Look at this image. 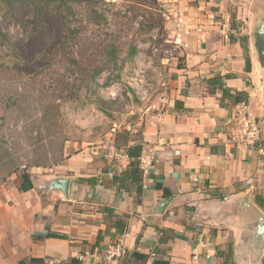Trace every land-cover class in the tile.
<instances>
[{"label":"crops","instance_id":"crops-1","mask_svg":"<svg viewBox=\"0 0 264 264\" xmlns=\"http://www.w3.org/2000/svg\"><path fill=\"white\" fill-rule=\"evenodd\" d=\"M179 7L193 31L181 49L183 68L169 97L142 113L141 138L129 144L157 155L141 192L113 181L128 169L126 151H65V173L32 179L34 189L17 206L0 196V264H136L106 258L119 243L147 255L145 264H264V207L257 202L264 197V135L256 147L228 146L236 105L221 102L222 92L208 83L219 77L230 93H247L264 127V0H180ZM59 178L71 181L68 198L44 190ZM47 232L66 238H42Z\"/></svg>","mask_w":264,"mask_h":264},{"label":"rangeland","instance_id":"rangeland-1","mask_svg":"<svg viewBox=\"0 0 264 264\" xmlns=\"http://www.w3.org/2000/svg\"><path fill=\"white\" fill-rule=\"evenodd\" d=\"M164 1H98L106 22L89 14L84 20L72 17V25L82 30L67 40L69 47L81 53L83 46L93 57L92 66L107 59V43L115 41L118 47L117 67L107 65L96 84L82 88L77 98L76 69L59 49L58 57L46 59L40 39L15 59V51L0 48L1 197L17 206V197L25 195L23 173H32L36 183L43 175L65 173V151L107 154L124 151L127 140L141 138L142 113L163 94L169 97L183 55L184 48L173 44V21ZM19 13L31 18L28 9ZM0 21L21 49L28 41L21 27L11 18ZM52 26L64 28L63 19Z\"/></svg>","mask_w":264,"mask_h":264},{"label":"trees","instance_id":"trees-1","mask_svg":"<svg viewBox=\"0 0 264 264\" xmlns=\"http://www.w3.org/2000/svg\"><path fill=\"white\" fill-rule=\"evenodd\" d=\"M98 1L105 0H0V19H13L14 22L19 25L27 37V43L20 49H16L14 43L11 42L9 33L3 30L0 21V48L5 52L8 50H13L16 53L13 54V58L19 59V53L22 55L24 48L29 46L31 43H38L41 39L45 48L43 57L46 59H54L58 57V49L62 52L63 58H68L72 67H75L76 71H72L78 79L77 93H75L76 98L81 92V89H89L92 85L96 84V80L101 76L102 72L105 70L107 65H115L117 67L118 62V47L114 43L115 41H110L107 43L106 58L98 64L92 66L93 57L91 54L87 53L85 48L81 47L80 51L75 53L67 40H70L76 36H79L80 27H74L71 23L73 16L77 17V20H84L85 15L89 14V18L95 19L97 22L105 21L106 19L98 11ZM22 9H28L30 11L31 18L26 19L20 17L19 11ZM80 9L85 10L84 13L78 11ZM77 10V11H76ZM87 11V12H86ZM83 13V14H82ZM63 19L64 28H56L52 26L54 20ZM80 24V23H78ZM82 28V27H81ZM77 39V37H76ZM75 39V40H76ZM74 40V41H75ZM247 39L244 38L241 41V45L246 48ZM131 55L134 54V50L130 52ZM183 55L179 57V69L183 68ZM247 72L251 70V62L247 59L246 65ZM208 83H214L217 85L219 90L222 92L221 102L226 99L232 100L234 105L241 103H248V94L245 92H236L234 94L230 93L225 87L221 78L216 77L209 80ZM176 109H184V104L180 101L175 102ZM137 141L134 139H129L126 141L124 151H126L130 163L128 169L122 173L121 177H114L113 181L117 185L118 189L129 187V185H135L137 192L140 193L142 190L143 183V168L139 162V158L142 155L143 147L140 144L129 145L130 142ZM23 183L21 185L24 192H28L34 189V184L32 181V173L22 174ZM93 182L92 179L79 182ZM257 202L260 206L264 207V197L259 196ZM108 212L107 207L105 208ZM44 239H65L64 235L57 233L47 232L45 235L41 236ZM232 256V249L230 251ZM126 257H132L135 259L136 264H145L148 260L147 255H141L138 253L127 252ZM43 259L32 258L29 261H22L20 264H44ZM72 264H79L77 260H72Z\"/></svg>","mask_w":264,"mask_h":264},{"label":"built area","instance_id":"built-area-1","mask_svg":"<svg viewBox=\"0 0 264 264\" xmlns=\"http://www.w3.org/2000/svg\"><path fill=\"white\" fill-rule=\"evenodd\" d=\"M180 0H166L168 7V19L173 21V44L178 48H187V37L191 36L192 29L188 26L187 21L179 7ZM226 39L228 35L224 33ZM264 135V127L258 123L257 119L252 116L247 103L236 105L228 121L226 144L228 146H246L256 147L261 145ZM156 152L150 151L139 158L143 168V175L150 174V170L156 161ZM127 255V251L122 244H116L107 251L106 258L109 260H120ZM194 259L198 257L195 255Z\"/></svg>","mask_w":264,"mask_h":264},{"label":"water","instance_id":"water-1","mask_svg":"<svg viewBox=\"0 0 264 264\" xmlns=\"http://www.w3.org/2000/svg\"><path fill=\"white\" fill-rule=\"evenodd\" d=\"M260 34L264 37V27L260 29ZM260 54L262 59L264 60V43L261 46ZM70 184L71 181L69 179L59 178L55 179L51 182H47L44 186V190H50V191H58L61 192L66 198L69 196V190H70ZM264 231V224L259 227V234L262 235V232Z\"/></svg>","mask_w":264,"mask_h":264}]
</instances>
